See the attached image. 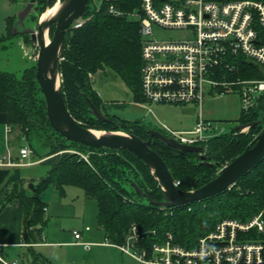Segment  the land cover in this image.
<instances>
[{"label":"trees","instance_id":"obj_1","mask_svg":"<svg viewBox=\"0 0 264 264\" xmlns=\"http://www.w3.org/2000/svg\"><path fill=\"white\" fill-rule=\"evenodd\" d=\"M53 1L36 0L34 7L46 10ZM257 1L264 3V0ZM12 2L18 3V0ZM116 3L125 11H132L139 6L140 0H117ZM88 14L92 17L83 27L67 31L64 59L60 62L62 92L68 111L79 123L91 129L122 131L143 140L149 138L151 129L164 133L143 120H126L105 114L110 122H104L92 116L90 104L100 111L103 104L90 77L105 70L114 72L130 89L134 102L141 103L144 98L138 23L126 17H113L104 8ZM30 17L36 21L35 15ZM15 19L7 18L6 36L9 38L15 37L12 35ZM54 30L53 25L51 37ZM3 40L5 37L0 38V42ZM236 64L241 79H264V71L242 56ZM231 78L232 75H228V79ZM0 112L8 114V124L26 138L35 154L34 143L47 148L39 157L45 159L42 163L49 167L45 176L36 184L33 183L35 180L27 184L21 180L6 186L0 199V211L13 200L19 201L23 242L30 246L40 242L41 232L47 224V205L37 194L50 185L61 194L65 193V187L74 186L82 189L85 197L94 199L98 206V226L111 244L123 243L132 224H136L149 241L163 239L171 233L175 243L189 247L200 236L211 232L222 219L247 221L264 212V159L222 194L171 209L152 204L150 201H163L164 195L156 178L136 155L124 149H95L65 141L51 128L44 96L36 80L35 64L25 69L21 77L0 71ZM257 121L259 124L248 132L233 130L203 144L207 161L215 165L200 164L198 154L173 148L157 139H153L150 147L179 182L178 188L183 191L197 189L212 180L221 167L239 156L259 134L264 126V95L252 112H242L239 119L242 125ZM81 154L86 155L87 160L80 157ZM135 185L145 196L137 192ZM258 240L264 244V233Z\"/></svg>","mask_w":264,"mask_h":264},{"label":"built area","instance_id":"obj_2","mask_svg":"<svg viewBox=\"0 0 264 264\" xmlns=\"http://www.w3.org/2000/svg\"><path fill=\"white\" fill-rule=\"evenodd\" d=\"M116 1L92 0L93 11L100 12L104 8L113 17H126L138 23L144 98L141 107L147 110L153 104H194L199 108L193 130L176 131L164 126L160 129L166 137L180 144L203 148L209 139L224 135L216 133L214 123L204 117L202 107L207 95L236 93L240 97L242 112H252L264 95V79H241L236 61L242 56L264 71L262 1L140 0L139 6L132 11L121 9ZM88 13L76 19L70 28L83 27L92 17ZM154 27L188 30L191 38L158 40ZM228 75L232 78L228 79ZM11 132L12 127L8 124L6 134ZM33 153L28 145L19 150L24 160ZM81 157L87 160L86 155L81 154ZM30 164L16 162L9 150L0 156V166ZM175 184L178 187L179 182L175 181ZM263 233L264 212L261 211L247 221L222 219L211 232L199 237L189 247L175 243L171 233L163 239L149 241L136 224H132L123 243L108 241L107 244L116 246L140 264H263L264 244L258 240ZM73 235L77 244L86 249L91 246V243L82 241L81 232L75 230ZM0 264L20 262L0 252Z\"/></svg>","mask_w":264,"mask_h":264},{"label":"rangeland","instance_id":"obj_3","mask_svg":"<svg viewBox=\"0 0 264 264\" xmlns=\"http://www.w3.org/2000/svg\"><path fill=\"white\" fill-rule=\"evenodd\" d=\"M57 1H53L52 8ZM22 2L23 0H18V3L15 4L16 7L19 8V4ZM37 6H40V4H37ZM44 12L45 10H38L34 7L30 16L35 15L37 17L36 21L28 16L25 19L26 25L36 27ZM154 34L158 40L191 38V32L188 30L154 27ZM19 38L22 43H17L15 37L0 42V70L12 72L17 77H21L25 69L36 64V60H33V58L38 56V50L32 41L30 42L29 35L27 38L23 36ZM90 78L93 80L94 90L97 91L102 100L101 112L104 115L117 116L126 120H143L158 129L166 126L172 130L184 128H191L192 130L194 124H196V117V122L198 121L197 112H199V108L194 104L184 106L153 104L148 107L151 108V111L148 108L147 110L144 109L140 103L133 101L130 89L110 70H105V72L94 76L91 75ZM202 108L205 119L214 123L216 133L228 134L240 125L241 101L236 93L207 95ZM244 131L248 132L249 130ZM33 146L37 153L32 154L29 159L42 163L45 159L39 157L46 152L47 148L39 146L38 143H34ZM19 150L20 146H15L13 149L15 160L17 162L26 161L21 159ZM70 152L74 153V151ZM44 165L37 166L35 168L36 173H41L45 167ZM46 166L48 167V165ZM37 180L39 179L31 181L36 184ZM64 190L65 193L61 194L56 187L50 185L37 194L47 205V211L45 212L47 224L42 230V237L39 240L40 242L45 240L49 242L57 240L74 242L76 240L72 231L77 230L81 232L83 242L91 243L90 248L85 249L82 245L78 246L77 243H73L76 245L62 244L51 247H17L11 248L9 253L4 255L5 257L17 259L20 264H140L115 246L107 244L108 240L98 226V206L94 199L85 197L82 189L74 186H67ZM29 193L34 194L31 190H29ZM86 227H89L90 231H86ZM40 254L43 256H40Z\"/></svg>","mask_w":264,"mask_h":264},{"label":"water","instance_id":"obj_4","mask_svg":"<svg viewBox=\"0 0 264 264\" xmlns=\"http://www.w3.org/2000/svg\"><path fill=\"white\" fill-rule=\"evenodd\" d=\"M36 0H23L19 4L16 19L12 27L15 37L29 35L38 50L36 59V80L43 93L47 119L51 128L65 141L79 143L95 149H124L132 152L149 169L156 178L164 195L160 202L150 201L152 204L171 209L200 202L229 190L239 179L251 172L264 159V126L254 141L228 164L221 167L217 175L197 189L183 191L175 184V180L167 165L158 153L151 149L153 139L173 148L196 153L200 157V164L215 165L207 161L201 146L184 145L166 137L156 129L150 130L147 140L122 131H103L91 129L79 123L68 111L62 92L60 62L62 59L67 31L72 23L88 12H93L91 0H60L52 8L47 6L36 27L27 26L25 19L30 15ZM55 26L52 37L50 30ZM92 116L97 120L110 122L93 104H90ZM254 122L239 125L236 131H244L258 125ZM137 192L145 194L135 185Z\"/></svg>","mask_w":264,"mask_h":264},{"label":"crops","instance_id":"obj_5","mask_svg":"<svg viewBox=\"0 0 264 264\" xmlns=\"http://www.w3.org/2000/svg\"><path fill=\"white\" fill-rule=\"evenodd\" d=\"M15 4H17V3L12 2V0H0V38L5 37V40H3V41H6L9 39V37L6 36L7 35V18L8 17H15L16 18L18 7H16ZM19 37H21V36L15 37L17 43L21 42L20 41L21 39ZM6 55H7V53H6ZM0 71H5V70H0ZM197 114L199 115V112H197ZM196 120H197V117L195 119V123H197ZM145 123H146V121H145ZM7 125H8V114L5 112H0V156L5 155L7 150H9L12 154L13 159H15L14 155H13L14 147L20 146V148H21V147H24L26 145L30 146V144L28 143V141L26 140L25 137L20 135V133L17 129H12V132L9 135L6 134V126ZM195 125L196 124H194V127H195ZM190 130H191V128L190 129L184 128V129L176 130V131H190ZM34 154L35 153H33V155ZM24 162L25 163L30 162L31 164L26 165V166H18V167L17 166H14V167L0 166V199H1L2 193L4 192L6 186H8L12 183L21 181V180H23L25 182V184H27V183H29L28 181H30V180H36V179H39L40 177L44 176L48 171V167L46 165H44L43 163H40L37 160L28 159ZM43 165L45 167L42 170V172L36 173L35 168L37 166H43ZM46 211H47V209H46ZM73 231H75V230H73ZM73 231H72V233H73ZM88 231H90V228ZM73 243H76V241L64 242V241L57 240V241H50L49 242V241L45 240V241L33 244L31 246L33 248H35L37 246L51 247V246H59L62 244L76 245ZM77 245L81 246L79 244H77ZM29 246H30L29 244H26L25 242H23L20 204H19V201L17 199H15L12 202H10L8 205H6L0 211V252L3 255H7L6 253H9V250L11 248H17V247L28 248ZM40 256H43V255L40 254ZM44 259H46V258H44Z\"/></svg>","mask_w":264,"mask_h":264},{"label":"flooded vegetation","instance_id":"obj_6","mask_svg":"<svg viewBox=\"0 0 264 264\" xmlns=\"http://www.w3.org/2000/svg\"><path fill=\"white\" fill-rule=\"evenodd\" d=\"M92 1V0H91ZM241 125V124H240Z\"/></svg>","mask_w":264,"mask_h":264}]
</instances>
